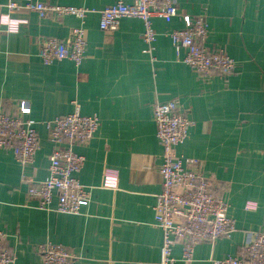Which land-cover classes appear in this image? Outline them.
Masks as SVG:
<instances>
[{
  "label": "crops",
  "instance_id": "obj_1",
  "mask_svg": "<svg viewBox=\"0 0 264 264\" xmlns=\"http://www.w3.org/2000/svg\"><path fill=\"white\" fill-rule=\"evenodd\" d=\"M115 1L59 0L93 8L83 24L72 15L40 18L22 10L13 15L28 23L1 37L0 102L13 112L28 102L41 144L26 166L11 148H0V230L16 264H42L37 245L47 241L63 244L78 264H160L163 231L154 206L163 187V149L153 106L171 99L194 120L178 153L196 159L198 170L215 180L236 226L229 236L197 244L190 262L176 243L171 264H214L240 254L252 232L264 231V0H177L179 12L205 16L209 48L222 47L238 62L228 76L201 75L179 58L168 31L184 26L180 16L153 19L154 58L143 51L140 18L124 17L118 29L102 30L99 11ZM79 25L87 40L83 62L43 63L41 38L66 39ZM76 109L101 121L88 144L74 145L86 157L78 177L91 199L79 214L58 212L56 198L40 209L24 176H48L53 144L44 121ZM107 166L119 170L115 189L102 186Z\"/></svg>",
  "mask_w": 264,
  "mask_h": 264
},
{
  "label": "built area",
  "instance_id": "obj_2",
  "mask_svg": "<svg viewBox=\"0 0 264 264\" xmlns=\"http://www.w3.org/2000/svg\"><path fill=\"white\" fill-rule=\"evenodd\" d=\"M26 10L35 12L40 18H62L72 15L83 24L93 8L63 4L59 0H7L0 2V16L8 15L9 21H0V40L5 33L19 32L28 23L25 18L13 14ZM100 28L114 31L122 18L137 17L145 25L144 52L154 58L155 40L158 31L153 26L154 18L166 22L181 17L184 26L168 31L179 58L201 75L219 73L233 74L238 62L222 47L211 49L208 22L203 15L194 16L179 12L177 0H116L100 11ZM14 29V30H13ZM87 40L82 25L72 27L68 38H41L38 55L45 64L69 59L79 66L85 56ZM182 50L184 54L181 55ZM157 137L163 149L159 172L163 187L156 196L155 224L163 231L160 264H171L173 247L180 242L182 257L193 260L195 247L202 241L215 242L229 236L235 229L229 215L230 203L213 189L215 180L198 170V161L184 158L178 147L185 142L194 125V120L180 106L179 99L156 102L153 106ZM28 102L21 101L17 111H9L0 102V148H11L16 159L23 165L34 161L40 148L37 121L31 117ZM48 137L53 144L49 155V174L44 180L28 179L27 195L37 202L40 209H50L56 198V210L62 213L79 214L89 203L91 190L79 179L86 157L74 150L75 144H88L100 129L97 115L82 114L79 110L57 115L44 121ZM119 170L107 166L103 171L102 186L117 188ZM254 206V204H249ZM42 264H78L79 258L63 244L42 242L37 245ZM17 257L7 245V234L0 230V264H16ZM214 264H264V231H254L240 254L214 259Z\"/></svg>",
  "mask_w": 264,
  "mask_h": 264
},
{
  "label": "clouds",
  "instance_id": "obj_3",
  "mask_svg": "<svg viewBox=\"0 0 264 264\" xmlns=\"http://www.w3.org/2000/svg\"><path fill=\"white\" fill-rule=\"evenodd\" d=\"M0 21L7 23L9 21V17L7 14L0 16ZM14 30V29H13Z\"/></svg>",
  "mask_w": 264,
  "mask_h": 264
}]
</instances>
